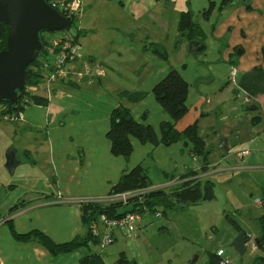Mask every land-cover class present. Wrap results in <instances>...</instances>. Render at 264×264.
Segmentation results:
<instances>
[{"label": "crops", "instance_id": "0c3cea01", "mask_svg": "<svg viewBox=\"0 0 264 264\" xmlns=\"http://www.w3.org/2000/svg\"><path fill=\"white\" fill-rule=\"evenodd\" d=\"M221 1L83 0L82 47L68 77L50 84L49 92L40 80L35 95L46 102L24 106L20 120L0 116V264H77L88 254L112 263L121 252L137 264H150L140 252L137 240H146L141 233L113 231L112 243L104 248L92 237L69 253L52 255L34 239L15 240L8 221L19 233L39 229L56 243L83 241L88 230L82 204L116 200L109 194L112 186L136 165L147 170L148 189L167 192L190 178L215 184L213 177L254 166L253 155L264 152V0L224 7ZM183 13L193 27L175 47L183 44V56L174 65L169 47L180 35ZM155 45L165 50V58ZM172 68L188 83L187 110L176 121L152 93ZM137 92L144 96L131 99ZM117 106L151 125L158 139L164 122L177 131L196 123L208 151L205 160L194 154L187 138L153 144L131 137L128 157L112 155L106 133ZM9 145L19 161L13 173L5 167ZM155 166L158 178L152 174ZM260 200L256 204L264 206Z\"/></svg>", "mask_w": 264, "mask_h": 264}, {"label": "trees", "instance_id": "16d2710c", "mask_svg": "<svg viewBox=\"0 0 264 264\" xmlns=\"http://www.w3.org/2000/svg\"><path fill=\"white\" fill-rule=\"evenodd\" d=\"M241 3L247 5L248 0H222L221 7L228 4ZM205 16V13H204ZM73 24V22H72ZM193 27L190 24L189 16L186 13L181 15L180 19V34L183 33L186 36V30H190ZM7 34V26L0 22V49L5 46V38ZM42 40L45 46V40L42 36ZM153 50L163 58H165L166 52L160 46H153ZM43 52V51H42ZM40 52V53H42ZM44 53V52H43ZM39 54V53H38ZM35 59L26 67L25 72V84L22 92V96L25 93L27 87L35 86L41 80V72L39 70L40 62H36ZM36 67V69H34ZM40 78V79H39ZM59 81V80H58ZM188 92V83L181 76V74L174 68L170 69L159 81H157L152 87V93L157 102L162 108L167 111L173 120H178L187 110L185 100ZM22 96L20 100L22 99ZM144 96L143 92H137L130 96L131 99H139ZM46 99L37 95L30 96L29 103H45ZM6 106V111H14L11 109L7 102H2ZM24 106L20 104L17 110H20ZM16 110V111H17ZM110 126L106 133L110 140L111 147L110 152L112 155H122L128 157L132 151L131 137L137 138L140 142H151L156 144L158 142L164 144H170L178 139L187 138L193 144V152L196 155H201L205 160L208 151L204 148L202 138L198 135V129L196 123L187 126L182 131L174 129L173 123L164 122L160 126L161 136L158 139L153 127L148 124H143L136 121L130 113V110L124 106H117L110 111L109 114ZM187 175H192L191 171ZM170 177L173 173L169 174ZM184 177V176H183ZM151 185L148 172L140 165H136L132 169L124 172L119 177L118 181L112 186L109 194L116 195L123 192L144 190L141 194H134L128 198V203H123L121 200H114L107 204L100 203H85L82 204V220L87 227V238L82 240L73 239L63 243L54 242L48 235L43 233L39 229H33L29 232L19 233L17 232L11 221H8V226L12 237L17 241H29L30 239L36 240L42 246H44L52 255L66 254L75 250L79 245L85 244L93 236L90 233V223L97 219L100 214L107 216H118L127 211L141 210L142 205L139 202V198L142 199L143 204L149 209H158V206L164 204L169 205V198L165 195L164 190L148 189ZM179 188L170 194V197L174 198L177 203L185 204L187 201L198 200H211L215 197L214 184L210 181H204L200 183L193 178L184 180L181 184L177 185ZM168 200V201H167ZM129 206V207H127ZM127 207V208H126ZM121 208V209H120ZM230 223L234 226L236 232L243 230L237 221L227 215ZM264 222V216L262 221ZM245 232V231H244ZM246 233V232H245ZM247 241L248 235L246 234ZM93 242H97V239ZM256 246L264 255V231L260 237L256 238ZM261 255V256H262ZM220 255L217 252L210 253L206 264H220ZM261 258V257H260ZM263 258V257H262ZM255 263H264V259H260ZM254 263V264H255ZM77 264H137L135 260L128 258L124 252H121L117 259L112 263L105 262L99 254H88L83 256Z\"/></svg>", "mask_w": 264, "mask_h": 264}, {"label": "rangeland", "instance_id": "374dc122", "mask_svg": "<svg viewBox=\"0 0 264 264\" xmlns=\"http://www.w3.org/2000/svg\"><path fill=\"white\" fill-rule=\"evenodd\" d=\"M78 27V18H74L70 28L42 32V36L47 43L49 38L65 36L68 31ZM175 47L176 40L172 48L171 45L169 47L170 62L174 65L183 56V44ZM44 55L43 52L39 53L36 62ZM42 78L41 76V80ZM36 87L30 86L32 90H36ZM81 102L80 94L79 104ZM108 105L109 102L105 103L103 109ZM6 112V106L1 104L0 116H4ZM76 115H82V112ZM258 155L261 156L258 158L253 155L250 164L254 166L250 170L240 173L236 171L230 177H213L215 197L211 200L187 201L180 204L170 197V194L179 188H170L169 192L164 190L171 206L159 205L161 215L158 217L153 213L144 216L137 232L146 239L142 241L140 237L137 240L141 243L140 252H143L145 259L150 264H206L208 255L221 249L225 252L223 255L230 259V264H254L260 259L263 260L264 255L257 246L256 249L248 248L243 256L230 247L229 244L237 232L227 218V215L232 217L246 232L247 244H255L254 240L264 231V222H261L264 206L256 204V199L264 198V152ZM156 167L158 166L153 167L152 174L158 178L161 173L159 167Z\"/></svg>", "mask_w": 264, "mask_h": 264}, {"label": "water", "instance_id": "95a60500", "mask_svg": "<svg viewBox=\"0 0 264 264\" xmlns=\"http://www.w3.org/2000/svg\"><path fill=\"white\" fill-rule=\"evenodd\" d=\"M0 22L7 26L5 46L0 49V102H7L12 110H17L26 67L44 49L42 32L67 29L72 17L62 14L47 0H0ZM183 38L181 33L176 38V46ZM18 162L16 149L9 145L5 152L9 173H13ZM229 245L243 256L248 250L246 233L238 231Z\"/></svg>", "mask_w": 264, "mask_h": 264}, {"label": "built area", "instance_id": "2783aa9c", "mask_svg": "<svg viewBox=\"0 0 264 264\" xmlns=\"http://www.w3.org/2000/svg\"><path fill=\"white\" fill-rule=\"evenodd\" d=\"M47 2L54 8L58 9L62 14L74 18H79L82 11L83 0H47ZM71 22V24H72ZM71 26V25H70ZM69 26V28H70ZM68 29V28H67ZM82 45L79 41V27L76 30L68 31V34L62 37H51L45 43L43 52L44 57H41L39 70L42 74V80L46 82L47 91L50 90V84L58 80L66 79L69 75V64L77 58ZM36 69V67H34ZM78 77H81L79 72ZM35 94V90L27 87L25 93L20 100V104L27 105L30 96ZM3 104L0 102V105ZM7 119L15 121L22 118L20 110L6 112L4 115ZM246 153V151H244ZM135 193L123 192L116 194L117 200L123 203H128V198ZM141 194V193H139ZM139 202L142 205L141 210L127 211L118 216H107L100 214L97 219L93 220L90 225V233L97 239V243L101 248H104L113 241V231H118L124 236L136 235L143 223L144 216L153 213L155 217L161 215L158 209H149L143 204L141 198ZM260 203V199H256ZM256 249V244H248V248ZM220 255V264H230V259L224 256L221 251L217 252Z\"/></svg>", "mask_w": 264, "mask_h": 264}]
</instances>
